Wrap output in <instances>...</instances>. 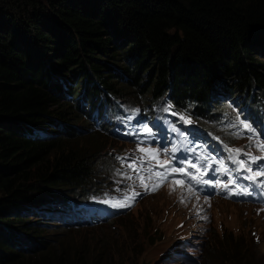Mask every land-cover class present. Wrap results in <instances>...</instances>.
<instances>
[{
	"label": "trees",
	"instance_id": "16d2710c",
	"mask_svg": "<svg viewBox=\"0 0 264 264\" xmlns=\"http://www.w3.org/2000/svg\"><path fill=\"white\" fill-rule=\"evenodd\" d=\"M99 96L123 99L137 128L155 114L192 131L264 116V0H0V264H113L54 231L125 215L91 124ZM82 119L94 144L78 145ZM250 247L223 233L201 264H254Z\"/></svg>",
	"mask_w": 264,
	"mask_h": 264
},
{
	"label": "rangeland",
	"instance_id": "374dc122",
	"mask_svg": "<svg viewBox=\"0 0 264 264\" xmlns=\"http://www.w3.org/2000/svg\"><path fill=\"white\" fill-rule=\"evenodd\" d=\"M110 66L116 68V63L111 61ZM139 104L146 103L139 100ZM75 124L76 129L84 131L77 135L76 140L80 141L78 145L94 144L91 139L94 133L86 122L82 119ZM106 139L109 142L107 158L111 159L110 154L120 152L121 147L120 143ZM103 165L106 166V162ZM259 180L264 185V177ZM188 183L187 178H184V184ZM256 188L250 186L249 190L254 191ZM194 192H188L179 183H169L159 192L143 197L131 211L110 223L65 232L54 229L56 240H74L84 245L88 252L96 253V250L101 249L107 262L110 259L113 264H118L120 259L125 260V264H201L200 254L208 246L209 239L221 238L223 233L228 232L240 237L246 245L252 243L254 250L250 247V253L254 254V264H263L264 202H260L259 197L262 196L264 200V192L245 200L228 198L226 201L218 193L207 196ZM181 199L185 202L181 203ZM197 212L207 219H201ZM39 216L35 215L31 219L35 220ZM49 223H57V220H49ZM61 242L54 243L52 249L57 250L66 245V242L63 245ZM178 252L182 254L174 258Z\"/></svg>",
	"mask_w": 264,
	"mask_h": 264
},
{
	"label": "snow or ice",
	"instance_id": "6c2138e0",
	"mask_svg": "<svg viewBox=\"0 0 264 264\" xmlns=\"http://www.w3.org/2000/svg\"><path fill=\"white\" fill-rule=\"evenodd\" d=\"M183 120L184 117L182 116ZM186 123H191V120H186ZM243 129L248 131L247 139L250 141L248 148L255 146L256 151L259 155H252L248 151H241L240 149H231L225 146L226 151L228 152V159L236 165V168L233 171L247 173L243 178L249 181L248 186L239 185L231 175H229V170L224 167L222 161L213 160L212 163H208V160H211V157H204L203 155L196 156L195 161L190 160L186 157H176L175 149L169 150L170 155L163 162H159V157L161 155V150L156 148H143L140 147L137 151L141 154L139 158L133 160L127 165V167L135 174L136 179L140 183V187L146 193H152L158 190L159 186H162L165 181H168L171 184H176L177 181L171 180L168 178L171 175L178 174L184 178H187L189 183L184 184V180L181 179L178 183L186 187L188 192L195 194L194 188L196 185H209L213 188L218 189L219 191L225 194V197L229 196H239V195H250L249 187L254 186L259 178L264 177V139H261V136H264V133L261 136H257L253 132L252 127L249 123H243L237 121L236 126H241ZM145 137L151 138L153 133L150 128L145 127L139 133ZM239 135V133H237ZM194 151V150H193ZM246 157L245 161H241L239 157ZM117 159H121L117 157ZM155 162V163H154ZM159 163V167H157ZM218 163V168L213 167V164ZM175 165V166H173ZM252 165H256V168L253 169ZM163 171H160V169ZM188 169H192V172H189ZM209 170H211L213 175H222L227 176L225 182H221L219 179L213 181L211 179H205L204 177L208 175ZM197 173H200L199 175ZM131 178V177H128ZM175 188L172 189L174 191ZM202 190V189H201ZM260 191L264 192V185H261ZM139 192H134L131 196H126L121 207H131L130 201L135 200L136 196H139ZM199 199V197H197ZM181 203H184V199H181ZM207 203V199L205 200ZM197 216H200V213L197 212ZM201 219H207L206 216H200Z\"/></svg>",
	"mask_w": 264,
	"mask_h": 264
},
{
	"label": "bare ground",
	"instance_id": "6f19581e",
	"mask_svg": "<svg viewBox=\"0 0 264 264\" xmlns=\"http://www.w3.org/2000/svg\"><path fill=\"white\" fill-rule=\"evenodd\" d=\"M138 111H139V110H138ZM145 114H146V113H145ZM130 125H131V124H130ZM105 176H106V175H105ZM107 176H108V175H107ZM103 179H104V178H103ZM108 182H109V181H108ZM104 183H105V182H104ZM106 183H107V181H106ZM87 184H88V183H87ZM112 187H113V186H112ZM94 188H95V187H94ZM87 189H88V188H87ZM87 189H86V190H87ZM67 191H68V190H67ZM84 191H85V190H84ZM194 191H195V190H194ZM85 192H86V191H85ZM81 193H83V192H81ZM86 193H87V192H86ZM90 193H91V192H90ZM90 193L88 192L87 195H89ZM99 194H100V193H99ZM92 195H93V194H92ZM95 195L97 196L96 193H95ZM95 195H93V196H95ZM90 196H91V194H90ZM43 198H44V197H43ZM43 198H42V199H43ZM39 199H40V198H39ZM46 199H47V198H46ZM63 199H64V198H63ZM43 200H45V199H43ZM71 200H72V198H71ZM97 200H99V199H97ZM97 200H96V201H97ZM63 201H64V200H63ZM34 202H35V201H34ZM34 202H33V203H34ZM92 204H93V203H92ZM101 204H102V203H101ZM101 204H100V205H101ZM87 205H88V204H87ZM98 206H99V205H98ZM98 206H97V207H98ZM53 208H54V207H53ZM79 210H80V209H79ZM84 211H85V210H84ZM84 211H83V213H84ZM70 213H71V212H70ZM69 215H70V214H69ZM74 215H75V214H74ZM90 223H91V222H90ZM201 258H202V257H201Z\"/></svg>",
	"mask_w": 264,
	"mask_h": 264
}]
</instances>
